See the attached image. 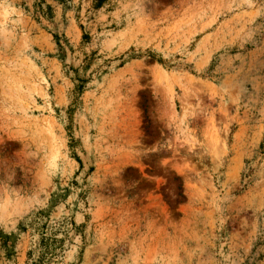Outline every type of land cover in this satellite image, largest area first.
<instances>
[{"label": "rangeland", "instance_id": "374dc122", "mask_svg": "<svg viewBox=\"0 0 264 264\" xmlns=\"http://www.w3.org/2000/svg\"><path fill=\"white\" fill-rule=\"evenodd\" d=\"M94 3L0 0V264H264V0Z\"/></svg>", "mask_w": 264, "mask_h": 264}, {"label": "trees", "instance_id": "16d2710c", "mask_svg": "<svg viewBox=\"0 0 264 264\" xmlns=\"http://www.w3.org/2000/svg\"><path fill=\"white\" fill-rule=\"evenodd\" d=\"M105 2V0H95V3H94V6L95 7H100L103 3ZM87 35L86 34H83V38L84 39H87ZM79 82H78V84H76L75 85V88H74V92H76V93H79L81 90H82V87H83V81L82 80H78ZM77 159V161L80 163V160L78 159V158H76ZM37 217L39 218V219H41V217H43L44 215H43V212L42 211H38L37 212ZM33 222L35 223V221L33 220ZM37 223V228L36 229H42V228H45V224H44V222L43 223H40L39 224V222H36ZM44 233V232H43ZM55 234V233H54ZM59 240H58V238H56V237H52V238H50L49 236H44V235H42V239H41V242L42 243H40V250H41V253H40V256L38 257V259L37 260H33L30 264H43V261L44 260H42L41 262L39 261L40 260V258H43V256H44V259L50 254V253H52L55 249H57V247L55 246V242H58ZM42 256V257H41Z\"/></svg>", "mask_w": 264, "mask_h": 264}]
</instances>
